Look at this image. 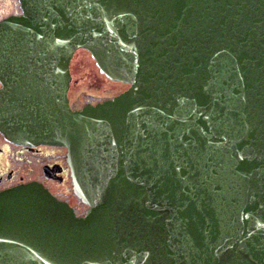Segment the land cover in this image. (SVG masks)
<instances>
[{
  "label": "water",
  "instance_id": "obj_1",
  "mask_svg": "<svg viewBox=\"0 0 264 264\" xmlns=\"http://www.w3.org/2000/svg\"><path fill=\"white\" fill-rule=\"evenodd\" d=\"M18 2L0 133L65 148L87 210L1 191L0 264H264V0ZM78 49L128 87L71 109Z\"/></svg>",
  "mask_w": 264,
  "mask_h": 264
},
{
  "label": "flooded vegetation",
  "instance_id": "obj_2",
  "mask_svg": "<svg viewBox=\"0 0 264 264\" xmlns=\"http://www.w3.org/2000/svg\"><path fill=\"white\" fill-rule=\"evenodd\" d=\"M20 12L18 0H0V20L18 15ZM50 168L52 171L49 170ZM68 178L69 169L65 162L64 148L49 145H19L7 141L0 133V192L19 184L36 182L57 199L66 201L73 208L76 216H81L85 210L78 213L73 203L66 199L68 195L66 188L61 186ZM69 196L73 197L70 194Z\"/></svg>",
  "mask_w": 264,
  "mask_h": 264
},
{
  "label": "rangeland",
  "instance_id": "obj_3",
  "mask_svg": "<svg viewBox=\"0 0 264 264\" xmlns=\"http://www.w3.org/2000/svg\"><path fill=\"white\" fill-rule=\"evenodd\" d=\"M70 70L71 84L68 97L70 106L73 109H79L86 103L117 95L126 87L104 78L99 73L90 54L83 49H79L74 53ZM58 186L60 187V185ZM61 186L66 188V192H68L66 199L73 203L78 213L86 210L87 206L73 195L69 178ZM69 194L73 197L70 198Z\"/></svg>",
  "mask_w": 264,
  "mask_h": 264
},
{
  "label": "trees",
  "instance_id": "obj_4",
  "mask_svg": "<svg viewBox=\"0 0 264 264\" xmlns=\"http://www.w3.org/2000/svg\"><path fill=\"white\" fill-rule=\"evenodd\" d=\"M72 61V60H71ZM71 65V64H70ZM70 73H71V70H70ZM105 78V77H104ZM121 85V84H120Z\"/></svg>",
  "mask_w": 264,
  "mask_h": 264
}]
</instances>
